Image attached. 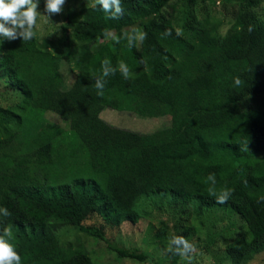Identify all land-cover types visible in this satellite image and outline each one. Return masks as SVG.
<instances>
[{
	"label": "trees",
	"instance_id": "16d2710c",
	"mask_svg": "<svg viewBox=\"0 0 264 264\" xmlns=\"http://www.w3.org/2000/svg\"><path fill=\"white\" fill-rule=\"evenodd\" d=\"M207 1L121 0L115 19L96 1L68 12L57 38L38 39L34 28L31 40L0 42V206L9 213L0 231L9 229L22 264H96L84 244L61 242L71 231L143 262L103 225L137 223L150 195L182 211L196 204L238 216L247 232L225 245L227 264L264 250V0H232L224 34ZM141 31L144 39L129 46ZM62 63L75 72L73 86ZM104 67L113 70L104 76ZM104 109L169 116V126L113 129ZM47 112L65 128L46 121ZM78 190L88 193L87 211H58ZM93 215L102 224L85 223Z\"/></svg>",
	"mask_w": 264,
	"mask_h": 264
},
{
	"label": "rangeland",
	"instance_id": "374dc122",
	"mask_svg": "<svg viewBox=\"0 0 264 264\" xmlns=\"http://www.w3.org/2000/svg\"><path fill=\"white\" fill-rule=\"evenodd\" d=\"M96 1L66 0L62 11L51 14L49 18L42 14L44 2L39 4L38 10L42 13L38 15L35 26L37 38H57L60 34V26L65 23L68 12L77 11L82 5H93ZM200 5L201 3L198 6ZM204 7L213 18L219 20L220 32L224 34L233 22L236 7L232 0H208ZM197 10L198 7L195 9L196 16L202 17L201 12ZM258 12L264 15V6H261ZM60 72L67 87L75 84V72L67 64H61ZM2 81L0 78V94L3 100ZM100 117L113 129L141 134L169 126V116L144 118L129 111L104 109ZM45 120L65 128V122L54 113L47 112ZM87 194L86 191L78 190L73 203L57 206L58 211H64L67 215H75L80 210H82L81 213L87 211L85 201ZM141 206L144 214L137 223L122 222L118 227L103 225V228L110 238L123 247L140 250L146 256L143 262L118 258L106 249L104 243L94 242L74 231L61 237V242L72 241L84 244L96 264H227L225 245L239 234L247 232L238 216L228 211L199 209L196 204H188L182 211L180 205L174 206L166 197L153 195L143 198ZM85 223L102 224L95 215L85 219ZM173 238H182L191 247L181 255L183 245L172 243ZM173 252L177 254L176 259L173 258ZM245 264H264V250L254 254Z\"/></svg>",
	"mask_w": 264,
	"mask_h": 264
},
{
	"label": "clouds",
	"instance_id": "9594fccd",
	"mask_svg": "<svg viewBox=\"0 0 264 264\" xmlns=\"http://www.w3.org/2000/svg\"><path fill=\"white\" fill-rule=\"evenodd\" d=\"M65 2L66 0H44V13H42L38 10L40 0H0V42H3L4 39L16 40L17 38L24 41L31 40L35 35L34 28L38 15L42 13L49 18L53 13H60ZM97 2L107 16L112 19H115L122 11L121 0H97ZM144 36L145 33L142 31L134 36H129V46H132L133 39L143 40ZM104 63L106 64V61ZM119 69L121 74L127 78L129 72L127 65L121 62ZM112 70L110 67H104L103 75L107 76ZM234 83L238 84L239 80L235 79ZM95 86L97 89H103L102 79L97 78ZM208 179L215 183L214 176L209 175ZM230 191V189L222 190L217 196V200L219 202L226 200ZM8 214V210L0 206V215L7 216ZM10 239L9 229L5 228L0 231V264H22L21 255ZM172 243L183 245L181 255L191 247L182 238H173Z\"/></svg>",
	"mask_w": 264,
	"mask_h": 264
}]
</instances>
